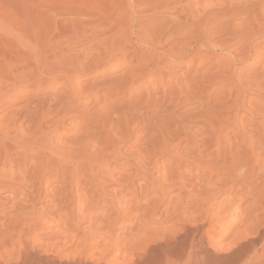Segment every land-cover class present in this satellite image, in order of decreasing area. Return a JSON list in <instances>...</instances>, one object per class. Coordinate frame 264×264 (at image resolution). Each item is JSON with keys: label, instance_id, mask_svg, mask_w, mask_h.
<instances>
[{"label": "bare ground", "instance_id": "1", "mask_svg": "<svg viewBox=\"0 0 264 264\" xmlns=\"http://www.w3.org/2000/svg\"><path fill=\"white\" fill-rule=\"evenodd\" d=\"M219 1V6L214 5L213 0L210 8H201L203 0H196V3L190 0H137L143 6L138 10L136 5L135 11H151V14H138L134 20L132 13H137L131 10L132 1L126 0L128 7L122 6L126 11L124 16H128L129 22L134 20L142 26L143 31L131 45L121 43V39L126 43L130 39L128 31H121L124 25L127 26L126 21L120 26L117 24L119 28L108 35L101 31L99 34L104 37L99 43L95 42L96 31H75L65 35L63 31L44 33L35 40L30 51L19 50L13 52L10 59H4L5 64L0 61V72L3 73L0 88L19 96L32 93L35 97L33 101L23 99L30 102L11 116L8 129L0 134V163L4 168L0 175V186H3L0 192L5 188H12V193L23 192L21 198H11L12 207L0 222V264H264V120L256 128L239 127L240 131H235L244 138L237 143L228 142L224 157L215 163L218 174L215 179L212 171L207 179L192 181L196 175L200 177V171L206 172V169L194 171L193 168L195 160L204 157L201 146L204 140H189V148L184 152L192 158L180 156L174 159L177 166L163 168L161 182L157 183L152 177V170L160 171L157 166L162 154L177 148L175 136L182 132L183 139L190 137L189 132H183V126H173V113L162 114L166 111L161 107L165 102L167 106H177L172 104L173 97L166 100L165 89L157 96L161 90L157 85L164 83L166 70L159 56L163 38L168 39L171 47L162 54L169 57L186 58L194 43H203L205 48L198 49L188 61L197 59L199 64L213 58L212 62L222 63L229 75L220 73L221 76H214L209 81L216 86L221 83V88L228 85L226 92L229 95L236 93V107L249 110L245 106V94L251 77L243 78V66L263 59L264 0H218L217 3ZM228 12L231 17L247 18L222 29L230 39L214 44L208 25L216 23L214 27L219 35V22ZM112 27H116V23ZM174 34L177 38L188 39L184 51L174 52L178 47L177 38H169ZM121 68L123 72L111 78L81 81L99 70L106 73ZM257 74L264 78V63ZM61 75L63 80H59ZM150 77H158L156 88L138 85L141 90L145 89L144 97L131 103L137 79ZM210 77L213 75L202 76L201 81ZM179 81L167 89L173 96L178 90L181 97L189 98L188 92L192 93L194 85L179 84ZM125 82L130 84L126 86ZM30 85L33 88L29 89ZM96 87L102 88V92ZM45 91L58 94L38 97ZM94 93V105L87 108ZM103 97H107V105L96 107ZM113 104L116 106L112 108ZM193 110L187 115L197 116ZM237 116L235 112L233 119ZM76 118L83 131L70 138L62 127L67 128V122ZM48 121L51 122L48 124ZM137 131L139 134H135ZM212 132L217 134L216 144L226 136L223 127L213 128ZM250 135L255 138L249 140ZM143 138L146 140L140 150L125 152ZM234 144L238 147L236 151L230 147ZM243 148L252 153L253 163L243 160L245 157L240 154ZM260 160L263 161L262 169L256 170L255 165ZM147 162L154 167L145 168ZM111 164V171L114 169L127 176L115 179L118 187L106 204L108 197L98 190L97 179L98 173L108 172ZM131 168L135 171L127 173ZM141 172L150 175V184L160 193L153 207L134 215L135 218H148L142 226L143 236L125 243L117 234L111 240L114 228L101 224L80 235L77 217L81 208L93 200L95 205H106L116 212L112 224L123 218L125 209L139 208L150 201L148 195L139 193L140 187L133 185L134 177ZM50 184H57L51 198L46 205L36 207V200ZM80 186L84 192H78ZM116 198L122 205H117ZM130 200L134 204L128 205ZM68 205L72 208L66 211ZM162 205L164 208L160 210ZM87 218L92 224V218ZM226 222L230 228L239 227L224 244V249L210 234L224 228ZM139 223L140 220L133 225ZM101 241L104 244L98 250V257L94 258L93 252ZM217 246L228 254L225 259ZM66 248L71 251L62 253ZM121 254V262H115Z\"/></svg>", "mask_w": 264, "mask_h": 264}, {"label": "rangeland", "instance_id": "2", "mask_svg": "<svg viewBox=\"0 0 264 264\" xmlns=\"http://www.w3.org/2000/svg\"><path fill=\"white\" fill-rule=\"evenodd\" d=\"M131 4V10L133 9V12L135 10H139V8H142V4L137 2V0H127ZM140 1V0H139ZM193 3H196V0H190ZM195 1V2H194ZM218 0H214L216 6H219V3H217ZM126 0H0V61L2 64H5L4 59H10V55L16 51H30L36 43V39L44 36L46 33H55L56 31L60 32L63 31L64 34H67L69 32H79V31H87L86 33H89V31H96L94 33V37L96 38V43L101 42L100 40L104 37V35L99 34L101 31L107 32L106 35L110 31H115L119 27H117V24L120 26L124 22H128L127 26H123V29L121 31H128V34L130 36L129 43L125 42L121 39V43L125 45H131L135 42L136 37H138V33H142V26H138L134 20H136L138 14L140 15H146L151 14V11H140L141 13H137V15L133 14V19L129 22L128 16H124L125 10H122V6L128 7ZM191 2V3H192ZM122 3V4H121ZM138 3V4H137ZM213 0H203L201 4V8L203 6H206V8H210L209 4H212ZM135 6H133V5ZM138 6V8L136 7ZM140 5V7H139ZM142 5V6H141ZM121 6V7H120ZM134 7V8H133ZM137 8V9H136ZM114 9V10H113ZM202 10V9H201ZM115 13V14H114ZM114 14V17H113ZM127 15V13H126ZM136 16V17H135ZM126 18V19H123ZM221 21L219 22V27L221 28V32L219 35L216 34V31L214 25L216 23H209L208 28L210 29V32L212 33V43L218 44L227 38L224 35V29L230 24H234L236 22H240L245 20L247 17L240 16H230V12H228L225 16L221 17ZM249 18V17H248ZM116 23V27H112L111 25ZM120 23V24H119ZM136 23V24H135ZM125 24V23H124ZM131 25L132 27L129 28ZM137 26V27H136ZM126 28V29H124ZM140 28V32L139 29ZM100 31V32H98ZM130 31V32H129ZM215 33H214V32ZM132 32V33H131ZM135 32V33H133ZM45 33V34H44ZM216 35H214V34ZM136 34V35H135ZM169 33L167 32L166 35ZM41 35V36H40ZM176 37V34L172 35L169 38ZM94 38V39H95ZM177 38V37H176ZM99 39V40H97ZM36 40V41H35ZM64 40V39H63ZM72 41V40H71ZM74 41V40H73ZM188 41L186 37H178L176 39V42L178 44V47L174 48V52L178 50H185V43ZM76 42V41H75ZM124 42V43H123ZM65 45V44H64ZM171 45L168 44V39L163 38L162 40V46L159 49L161 53H159L160 58L163 60V66L166 68L165 74H164V83L158 84V88L161 87V90L157 93V96L162 95V90H166V100H169L171 97H173L172 104L177 106L174 108L173 106H167V102L162 104V110L166 109V111H163L162 114H165V112H170L174 114V125L173 126H183V132H189L190 137H188V140L183 139L184 134L182 132L179 135L175 136V142L178 144L177 148L174 151L168 152L166 154H162L161 158L158 161V168H160V171L152 170V177L153 179L159 183L162 181V178L160 177L163 171V168L171 169L177 166V164L174 162V159H177V157L183 156V157H189L191 156L187 155L184 151L189 148L188 141L190 140H201L203 141V149H204V157L203 158H197L194 162L195 165H193L194 171L206 169V172H199V176L196 175V178H193L192 181L198 182L200 179H207L208 174L210 172H214V179L218 176L217 173H215V169L217 165L215 164L216 161L222 159L224 157V151L226 150V145L230 140L233 142H239L243 140L244 135H238L236 132L240 131V128L245 129H253L256 128L258 125L262 124V121L264 120V78H262L260 75L257 74V71L261 68L262 64L264 63V53L262 54L263 59L260 62L254 63V64H244L243 66V78H250L249 82L246 84L248 90L245 94L246 100H245V106L249 109L247 111L243 109L237 108V102L235 101L236 93H232L229 95L226 92L228 85L224 86L223 88L214 85L212 81V78L214 76H219L223 74L224 76L229 75V72L224 71L222 63H215L212 62L213 58L210 60H207V62L204 63H197V59L194 61H188L191 55L196 53L198 49L205 48L203 43L196 42L193 44V49L187 52L186 58H177L174 56H168L163 55V51H167L170 49ZM70 52V51H69ZM81 53V51H79ZM13 53V54H14ZM216 54H220V51L217 50ZM81 57V54H80ZM130 58V56L128 57ZM8 61V60H7ZM102 66V65H101ZM101 66L99 68H101ZM123 68L116 69L114 71H107L106 73H102L98 71L95 75L89 76L87 78H84L81 80L82 82H89V80H99L104 78H111L114 77L121 72H123ZM64 73L66 72V69L63 70ZM62 71V73H63ZM141 72V71H137ZM3 73L0 72V76ZM207 75H213V77H210L207 81H201L202 76ZM220 75V76H221ZM222 75V76H223ZM62 78V79H61ZM63 76L59 78V80H63ZM205 79V78H204ZM177 80L179 81V84H192L194 87L191 89L192 93L188 92L189 98L184 96L181 97L182 93L178 92V90L175 91V95L168 90L167 88L173 86ZM211 80V81H209ZM158 81V77H150V78H138L134 87V95L132 97L131 103H134L136 101L141 100L144 97V90H141L138 85L145 84L149 85L150 87H155V83ZM16 84V83H15ZM130 83L125 82V85L128 86ZM198 84H201L200 87H197ZM17 85V84H16ZM29 89L33 88V85H30L28 87ZM156 88V87H155ZM99 89L100 92H102V88H95ZM147 89V88H146ZM61 90V89H60ZM58 90V92L60 91ZM108 90H110L108 88ZM53 92H43L38 94V97H52L58 94ZM3 94V95H2ZM32 93H27L23 96H19L15 94L13 91H10L9 89L2 90L0 88V134L6 131L8 128L7 123L9 124V120L11 119V116L14 115L16 112H20V109L25 106L26 103H29L30 101H33L35 97H32ZM118 96H122V94H118ZM180 96V98H178ZM126 97H128V94H126ZM125 97V98H126ZM24 98H30V101L24 102ZM96 100V94L94 93L92 96L91 101L86 105L87 108H90L94 105V102ZM105 100H107V97H103L100 99L98 105L96 107H100L101 104H105ZM107 105V104H105ZM116 104L111 105V107H115ZM167 106V107H166ZM96 108H93L95 110ZM196 111L198 114L197 116H194L193 114L188 116L187 112H191V110ZM238 113V116L233 119V116ZM18 122L20 119H17ZM52 121V120H51ZM48 121V124L51 122ZM79 118L73 119L72 121H69L68 127L64 128L62 127V130L66 129L68 131V135L70 138H74L83 131L82 127H79ZM27 122L24 123L23 126L26 125ZM264 124V122H263ZM23 126L19 127L18 129H21ZM224 128V133L226 134L225 137H223L220 141V147L216 148V138L217 134L212 132L213 128ZM240 127V128H239ZM236 131V132H235ZM137 131L135 134H139ZM65 136V135H64ZM264 137V136H263ZM205 138V139H204ZM255 136L251 135L249 136V140L254 139ZM146 138L140 139L138 143L133 144L130 148H128L125 152H137L141 149L140 145L145 142ZM231 147L232 151H236L238 149L237 144H234ZM230 150V151H231ZM242 157L245 159V161H248L253 163L254 159L250 157L252 153L250 151H246V149L243 148V151L240 152ZM264 155V152L262 153V156ZM249 156V157H247ZM248 160H247V158ZM20 162V159L17 160ZM185 164V162H184ZM263 165V161L260 160L255 165L256 170H261ZM113 164L109 167L108 172L106 171H100L98 173L99 177H102L99 179L98 177V190L101 191V194H105L106 197H108L106 204H109L112 196L116 192V188L118 187V182L115 181L118 177H126L125 174H119L118 171L112 170ZM145 168L151 169L154 167L152 163H145ZM186 170V167H184ZM237 167L236 169H238ZM69 169V168H68ZM4 171V168L2 167L0 163V175ZM135 169L131 168L128 170L127 173L134 172ZM123 173V172H122ZM149 178V179H147ZM151 177L146 172H141L139 175L135 176L133 179V185L136 187H140L138 191L141 195H148L150 197V201L146 204L141 205L139 208H131L130 210L125 209V215L123 218H120V221H117L116 223L112 224L111 221L115 218L116 212L113 209H108L106 205H95V201L93 200L91 203H89L86 207H82L79 215L77 217V225H78V231L80 235L85 234L86 232H91L95 230L96 226L98 224L101 225H112L114 228L112 234L113 237L111 240L115 239V235L119 234L121 237L122 242H130L131 240L141 238L143 236V229L142 226L145 224L146 221H148V218L143 217L141 219L140 217L135 218L134 215L137 212L142 213L143 209L151 208L155 205L157 202L158 197L160 196V193L158 190L153 189V186L150 184ZM57 184H50L47 186L45 190H43L41 194V198L39 200H36L35 204L36 207H40L41 205H46L47 200H49L52 196V190L56 189ZM3 188V186H0V189ZM94 188V187H93ZM12 188H5V190L0 192V222L4 219L5 214L10 210L12 207V201L11 198L14 197H22L23 192L20 190H16L15 192H11ZM176 190L175 192H177ZM79 193L84 192V189H82V186L79 187ZM174 192V193H175ZM90 193V190H89ZM233 194V193H232ZM117 198L115 199L118 206L122 205L117 202ZM138 200L140 198L138 197ZM51 204V203H48ZM134 204L133 200H130L128 202V205ZM72 208V205H68L65 207V210H69ZM164 208V205L160 207V210ZM115 212V213H114ZM124 213H121L120 215H123ZM119 215V216H120ZM87 216H90L93 220L92 224H89V218ZM121 217V216H120ZM122 220V221H121ZM139 225L135 224V222H139ZM72 227V225H70ZM239 225H234L232 228L228 227L227 222L225 223L224 228L217 229L214 232H212L210 235L214 236V240L218 243V245L223 246L224 244L228 243L230 238L233 236L234 232L238 229ZM231 231L229 232V230ZM46 234V233H45ZM109 240V239H108ZM104 242L101 241L99 245L97 246L96 250L93 252V257H98V250L102 248ZM123 245V243L121 244ZM221 246H219L221 248ZM218 248V246H217ZM219 249V248H218ZM221 248L219 249V253L223 259H225L228 254L225 253V250ZM224 250V252L222 251ZM71 251V248H66L62 250V253H69ZM227 251V250H226ZM152 253H155V251ZM225 253V254H224ZM225 255H227L225 257ZM122 254L115 259V262H121L122 260Z\"/></svg>", "mask_w": 264, "mask_h": 264}]
</instances>
